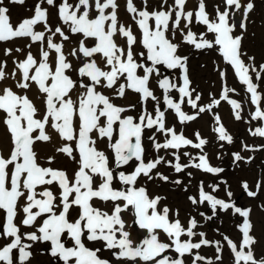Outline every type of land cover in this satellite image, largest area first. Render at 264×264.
Wrapping results in <instances>:
<instances>
[{"label": "snow or ice", "instance_id": "snow-or-ice-1", "mask_svg": "<svg viewBox=\"0 0 264 264\" xmlns=\"http://www.w3.org/2000/svg\"><path fill=\"white\" fill-rule=\"evenodd\" d=\"M12 3L23 4L24 0H11ZM40 0L35 6L34 15L23 19L18 26L13 27L8 16L9 9L0 6V42L10 41L15 38H29L31 43L26 47L29 49L32 43L39 42V60L33 56L31 51L26 53L23 60L13 61L15 69L10 74L16 81L19 89H30L36 85L39 92L44 96L45 111L41 118H37V107L27 95H17L12 88L0 89V110L7 114L3 121L10 133L12 148L9 153H0V211L5 213L0 217L3 224V231H0V238L10 239V242L0 247V262L13 264V251L18 250L20 264H30L33 253L31 242H51L50 254L62 258L65 264L75 258V264H110L107 259L101 258L98 253L101 249L95 250L85 246L84 238L93 242H102L107 250H111L113 256L126 264L127 261L137 262V258L145 264H184L185 254H191L193 249H200L202 245H209L213 242L208 239H201L199 242L192 240H181L183 235L193 237L197 235L193 231L197 227V221L192 218L190 227L182 226L179 219L169 220V210L164 208L157 212L156 208L160 201L159 197L149 198L144 188H136V182L141 175L151 179L150 173L162 163L163 157H157L153 161L145 163L142 135L145 129L170 135L166 143H154V148L179 149L182 146L192 145L195 148H202L207 141L199 139V143L187 139L183 133L178 134L174 128L166 127L165 113L155 109V116L144 113L139 115L138 122L132 116H123L122 113L128 109L112 103L110 98L100 91L97 86L112 89L117 85L120 78H124L127 84H120L116 88V95L123 97L126 88L132 89L141 94L143 101H156L150 81L153 77L159 87L164 90V99L169 109H174L181 122L194 120L196 117L186 115L181 109V104L187 97V103L193 108L197 107L196 101L200 100L197 95L192 98L191 81L187 71V56L178 54L179 44L169 39L168 33L171 29L174 36L179 32L183 40L195 47V49H211L214 45L219 46L225 60L231 64L240 81L247 85V91L251 93V99L257 105L253 119H264V110L259 107L261 96L257 92V85L253 83L249 75L251 65H245L241 59L244 55L241 51L242 35H233L237 25L230 22L238 12L242 10L240 29L246 30L249 14L253 12L255 4L253 0L241 3V0H222L224 10L220 5H215V19H210L206 11L204 0H198V6L194 11L186 10L188 0H161V10L149 11L148 0H142L144 7L139 10L133 0H126V10L133 15V19L142 30V39L139 41L146 49V52L134 54L133 46L137 45V37L133 34L131 27L118 26L116 0H94V8L98 15L90 18V10L93 3L90 0H78L73 7L68 0H62L58 6V16L65 25H68L72 34H82L87 38H94L96 43L92 47L85 45L84 39L78 42V48H73L70 55L76 60L80 57L87 58L86 62L74 68L64 52V42L69 40V35L56 26L53 30L48 25V10L42 8ZM3 0H0L2 5ZM49 6H55V0H46ZM168 5L167 8H164ZM107 11L106 10H109ZM198 24L206 26L207 33L214 34V40H208L206 33L197 38L190 29L193 20ZM154 20V25L149 21ZM43 23L45 31H36L35 26ZM46 32L50 35L46 36ZM120 34L125 39V46L117 44L114 37ZM59 35L60 42H54L53 37ZM12 49H5V55H11ZM20 52L21 49H15ZM54 55L53 63H49L50 55ZM99 55L102 62L109 66L108 70L99 66L94 56ZM141 57L144 62H138L136 56ZM254 60V58H249ZM6 62H0V81H4L8 74L5 71ZM169 70H182V86L178 87L180 102H174L167 95L177 85L168 76H163L161 68ZM72 70L78 72L82 79L74 80L68 73ZM264 71V65L261 66ZM17 71L19 77L17 78ZM142 73V74H141ZM257 77L259 74L257 73ZM191 89V90H190ZM76 93L74 100L73 93ZM223 98L228 99V89H225ZM219 103V101H215ZM230 103L237 111L235 118L241 119L240 104L232 100ZM134 107V106H132ZM211 107V106H209ZM200 108L199 112L205 111ZM199 113H197L198 115ZM219 122V117H216ZM117 125V127H114ZM54 129L64 142L55 151L63 154L69 160L74 161L78 167L73 176L69 177L63 169L45 167L38 163L37 154L33 145L37 142L47 143L52 138L46 131L47 128ZM219 133V140L232 143V136L229 135L221 124L215 129ZM34 133H36L34 135ZM253 135L264 137V127L257 128ZM199 137V133H196ZM118 137V138H116ZM133 138L135 142L133 143ZM150 139H154L150 137ZM107 140L115 154L117 168L129 164L135 159L138 164L134 171L125 174L123 171L115 172L109 166L108 157L98 149L97 141ZM74 153H78L77 156ZM187 155V153H185ZM235 161L243 158L239 153H234ZM55 159L49 156L48 164ZM177 161L179 156L176 157ZM195 168L203 169L209 173H221L222 168L212 167L206 155L199 157V163L192 165ZM188 165L176 163V172H182ZM160 179L167 181L168 177L157 173ZM190 175V173H189ZM118 180L121 184L128 186L127 189H116L113 181ZM175 183H180L175 181ZM56 185L59 193L54 194L50 186ZM43 186L42 191L38 187ZM219 186L216 185L215 188ZM257 190L260 184H257ZM242 189L249 197H256L258 191L249 189L247 182L242 183ZM226 195L231 198L233 193L227 191ZM59 197V198H58ZM193 204L208 202L212 210L211 220L217 214V209L228 212L232 211L234 216H239L242 223L237 228L242 233L239 245L233 240L224 236L227 246L233 253V264H264V257L256 259L253 252L255 237L251 235L253 225L250 220L251 208L237 206L235 201L219 199L203 190L201 186L199 198L189 197ZM93 200H100L105 203L111 202L113 207L111 214L101 211L93 206ZM23 201V204L20 202ZM131 206L134 210L136 223L140 229H146L149 237L140 244L134 245L130 233L125 230V221L121 214ZM18 208L23 212L20 224L27 227H34L38 218L41 219L39 227L35 231L21 233L17 225ZM78 209V218L70 219L71 212ZM151 210V212H150ZM203 215V214H201ZM157 230H162L171 243L161 242ZM218 231V230H217ZM39 233V235L37 234ZM119 233V237L117 236ZM67 234L72 238L75 247H66L62 242V236ZM204 237V233H199ZM178 253V258L172 259L162 255L172 248ZM217 261L222 260L221 253L223 245L215 242ZM160 257L159 259H157ZM205 257L195 255L192 264L197 261H204ZM211 264V261H209Z\"/></svg>", "mask_w": 264, "mask_h": 264}, {"label": "rangeland", "instance_id": "rangeland-1", "mask_svg": "<svg viewBox=\"0 0 264 264\" xmlns=\"http://www.w3.org/2000/svg\"><path fill=\"white\" fill-rule=\"evenodd\" d=\"M246 1L247 0H241V3H246ZM38 2H40V0H24L23 4H16L12 3L11 0H3V3L0 6L7 7L9 9L8 16L10 18V23H12L13 26H17L18 24H15L14 22L20 23L23 19L30 18L34 15V9ZM68 2L74 5V7L77 3L75 0H68ZM253 2L255 4V9L259 13V19L255 20L254 26L257 27L255 30H253V32L252 30L250 31V35L251 37L255 36L254 40L256 44H258V41L260 39L263 41L262 45L259 46V50L256 47V51L263 53L264 32L262 31L261 36L260 30H258V26L264 25V21L263 19H261L262 17H264V0H253ZM60 3H62V0H55V6H49L46 4L45 0V2L41 3V7L47 8L48 10V25L51 26L53 24L55 27L60 26L64 30V23L58 16V6ZM209 8L211 9V6H209ZM36 30L45 31L43 23L36 25ZM65 33L72 34L70 30H66ZM55 37L56 39H59L58 34ZM16 39H18L20 46H26L28 43H31L29 38ZM71 43L74 42L71 41ZM8 44L9 43L6 42L2 44L1 47L4 49V47H6ZM32 45H34V43H32ZM35 48L36 55L40 57L39 42L35 44ZM27 52V50L23 49V56L15 61L23 60ZM179 55L188 57L187 71L189 79L191 81V89L194 88V95L195 97L199 95L200 101L196 102L197 107L193 108L192 106L190 107L186 105L185 97L184 102L181 105L182 111H184L186 115H192L196 118L194 120L184 121L176 125L181 126L189 123V125L187 126L188 130L184 131L183 135L187 139L192 140L193 144L199 143V139L206 140L207 143L202 148L198 149L202 150L205 153H208L212 163L216 167L222 168L223 171L214 175L201 174L199 172H196L193 167H190L186 172H175L174 175L176 176V179H170L167 181H163L160 178L149 180L147 186L148 192L146 191V193L148 194L149 198H160V201L157 205V210L162 211L164 208H167L170 211L169 213L171 214L186 216L193 207V203L191 202L189 197H196L195 188L192 185V176L195 174L198 179L197 183L201 182V186H203V190L205 192L209 193L211 191L212 195L219 199H231L232 201H235L237 206H240L242 208H251L250 220L253 225L252 230L255 229V232L251 231L250 234L255 237L256 244L253 245V252L256 259L259 260L260 258L264 257V137L253 135L252 133L255 132L257 128L264 127V119H253L252 109L247 105L243 106V104L240 103V107L242 108L239 109L241 119L236 122V125L235 121L237 119L233 118L227 111V109H231V103H224L222 107L218 108L212 106V97L218 96V94H210L213 85L216 86L215 82H213V79L220 78L217 72L219 66H215L212 60V57L215 55L213 49H195L193 45H189V49L186 52L180 53ZM6 60H9V58L6 57L5 61ZM259 60L260 63L264 65V57L259 56ZM145 62L147 64H150V62ZM220 64H222V62H220ZM159 67L161 68V72L164 71L165 76H168L173 81V83L174 78H176L175 84L177 85V88H172L167 93V95L169 93H174L176 96L178 94L179 86L177 82V71L165 69L163 66ZM261 77L262 84L259 91L262 98V106L264 108V71H262ZM182 83L183 79L181 81V86ZM236 83H238V81ZM152 84L155 87V91L158 92L159 85L156 82V78L152 79ZM217 89L219 90L220 88L217 87ZM230 93L231 94L228 93V98H234L232 94L240 95L241 97H247V94L244 93L243 88L241 93H238L237 91H230ZM204 99L209 100V103H211L210 106L213 109H210V107L205 103L201 104V101H204ZM239 101L241 102V100ZM151 105L152 103H150V106ZM184 106L185 108L183 109ZM200 108H205L206 110L203 112H199ZM236 111L237 109H235V112ZM197 113L199 114L197 115ZM217 116L219 117V122H217L216 120ZM221 124L224 126L227 133L228 131L232 133V143L219 140V133L215 129L218 128ZM196 133H199V137L196 136ZM156 135L158 136L157 143H162L163 139L161 138V135L159 133H157ZM192 135L195 137H193ZM247 146L253 147L251 149H248L246 148ZM234 153H239V155L243 159L241 161H235L233 155ZM217 158L223 160V166L218 163ZM183 160L191 161L192 159L188 155H184ZM159 171H161V173H165L166 171L163 168V162L160 165ZM152 175H155V172H153ZM177 178H179L180 181L183 182V184L174 189L173 187L177 185V183H175V181H178ZM243 182H247L250 190L258 191L256 197L247 196L246 192L242 189ZM258 183L260 184L259 190H257L256 187ZM216 185H218L219 187L213 190ZM227 191H231L233 193L231 198L226 195ZM58 193L59 190L57 191V194ZM23 215L24 214H22V216H17L15 221L17 225L20 226L22 234L35 231L42 222L41 219L38 218L36 226H23L20 224ZM207 215L212 216L211 207L207 208ZM4 216L5 213L0 211V217ZM216 218H220L224 220L226 224H229L230 230H226V236H229V239L235 240L234 237L239 236V230L237 228L234 229L233 227L242 223L241 217L234 216L231 210H229L228 212H224L217 209V214L212 217L211 222H213ZM206 221L208 223L209 219L207 220L206 218H204L203 220L198 222V225L205 226ZM5 222L6 220L0 222V231H3V224ZM37 234L39 235V233ZM10 239L11 238H9L8 240H4L3 238H0V247L4 246V244H6L7 242H10ZM63 241L64 240H62V242ZM24 242L32 244V248L30 249V251L33 253V255L31 257L30 264H65L62 258L54 257L50 254L51 242L34 243L31 241H27L26 239L24 240ZM69 242L70 241L67 239L65 243L68 244ZM93 247L95 249H101V251L98 253L101 258L104 259L105 255L109 254L108 257L106 256L107 258L114 261L115 264H121V262L117 261L115 256H113L111 250H107L105 248L104 250H102L103 248L95 243L93 244ZM167 256L172 259L176 258L173 253H169ZM224 259L225 262H228L227 258ZM192 262L193 260L191 258H187L185 264H192ZM0 264H4V262H0ZM13 264H20L18 250L13 251ZM68 264H75V259L72 258L68 262ZM126 264H134V262L129 260L126 262ZM137 264L143 263L138 262Z\"/></svg>", "mask_w": 264, "mask_h": 264}, {"label": "bare ground", "instance_id": "bare-ground-1", "mask_svg": "<svg viewBox=\"0 0 264 264\" xmlns=\"http://www.w3.org/2000/svg\"><path fill=\"white\" fill-rule=\"evenodd\" d=\"M103 2V0H102ZM171 5V4H169ZM168 5H165L164 8H167ZM193 7V3H192V0H188L187 4H186V10H191V8ZM110 10V9H109ZM109 10H106L109 11ZM154 10H161V3H159L158 1L156 2L155 4V7H154ZM241 17H242V10L241 12H238L234 17H232V19L230 20V22H235V23H240L241 22ZM258 18L259 17V13L257 11H253L249 14V19L247 21V28L246 30H241V31H237L235 29L233 35H242V40H241V51L243 53L244 50H246L249 46H250V43L252 41V38L250 37L249 35V31L251 29H253V26H250L249 24L252 22L253 18ZM210 19H215L214 17H209ZM263 18V17H262ZM189 27H192L193 29H196V36L197 38H199L201 36V34H204L206 33V38L207 37H212L214 34L212 33H207V28L206 26L202 25V24H198L195 22V20L193 21V24L190 25ZM262 28V31L264 32V26L261 27ZM133 30V29H132ZM171 31V29H170ZM169 31V32H170ZM179 32H178V39H179ZM136 37H137V45L135 46V49H138L139 47L142 46V44L139 43L140 41V38L137 34H135ZM122 37L120 36L119 33H117V35L114 37V39L116 40L117 44H120L119 40L121 39ZM180 44H181V49L183 50L185 48V43L182 42L181 40H179ZM263 54H264V51H263ZM245 65H251V67L249 68V71L252 69L253 70V66L254 64L248 62V61H244ZM12 64L13 62H9L7 64V66L5 67V71L6 73L8 74L7 78L4 80V81H0V89H3L5 87H9V88H12L13 91H17L19 92L21 95H27L28 98L32 101V103L38 107V117L40 116V114L42 112H44L45 108H44V105H43V100H44V96L43 94H41L38 90V88L36 87L35 84L32 85V87L30 89H14V86L16 85V81L11 77V73L13 72V70L15 69V67L13 68L12 67ZM19 77V72L17 71V78ZM220 90V89H219ZM218 90V91H219ZM74 99V98H73ZM233 113V112H232ZM0 117L1 118H4V120L6 119L5 115L3 114V112L0 110ZM3 119H0V143L3 144L4 142H8V139H9V136H7L6 132L8 131L7 130V127L5 126V124L3 123L4 121ZM235 124H236V121H235ZM237 125V124H236ZM54 131V134H53V139L54 141H59L60 140V137L57 135V133ZM6 151V150H5ZM50 153L55 155L56 154V151L53 147H50L49 149ZM3 152L2 149H0V153ZM151 212V210H150ZM164 238H167V236L163 237Z\"/></svg>", "mask_w": 264, "mask_h": 264}]
</instances>
